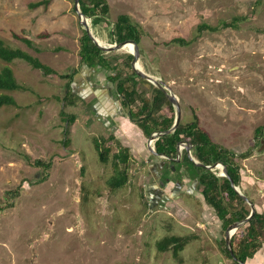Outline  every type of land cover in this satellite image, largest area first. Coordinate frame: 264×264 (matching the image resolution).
Here are the masks:
<instances>
[{"label": "rangeland", "instance_id": "374dc122", "mask_svg": "<svg viewBox=\"0 0 264 264\" xmlns=\"http://www.w3.org/2000/svg\"><path fill=\"white\" fill-rule=\"evenodd\" d=\"M38 1L0 0V39L56 71L0 59L25 87L3 91L17 104L0 107V264H235L225 250L228 227L196 186L185 149L176 162L154 154L130 107L115 103V70L81 64L85 28L75 1L34 6ZM107 1V23L87 17L93 34L118 43L111 36L117 17L130 16L142 32V69L176 94L180 123L196 114L211 138L235 153L240 189L264 212V136L255 131L264 125V0ZM239 16L237 26L223 25ZM105 53L132 73L128 49ZM69 84L83 97L68 95ZM132 86L154 93L136 77ZM160 114H171L167 104ZM95 139L110 149L106 162ZM121 147L129 152L128 180L115 188L109 179ZM213 171L222 176V168ZM172 235L189 238L177 257L158 247Z\"/></svg>", "mask_w": 264, "mask_h": 264}, {"label": "trees", "instance_id": "16d2710c", "mask_svg": "<svg viewBox=\"0 0 264 264\" xmlns=\"http://www.w3.org/2000/svg\"><path fill=\"white\" fill-rule=\"evenodd\" d=\"M50 0H42L34 3V6L46 3ZM80 8L83 14L92 18L94 25L101 22L107 23L106 17L110 11V5L107 0H80ZM243 17H235L232 22H224L225 26H237ZM110 25V23H108ZM209 28L211 30L219 29L218 26L202 25L200 28ZM17 38L25 41L29 46L33 42L24 36L15 34ZM111 36L115 42L121 43L125 41H134L138 45L142 40L141 29L136 25L127 14H120L114 24ZM173 41L186 43L182 38H175ZM100 46H98L89 33L84 29L80 39V61L81 64H87L89 67L99 65L108 69H114L115 73L110 75V81L116 82L120 77L125 76L117 83L118 93L122 96V104L124 107H130L129 113L135 123L143 130L147 137H150L154 132H165L170 129L175 121V116L172 114L174 109L172 101L169 99L166 92L155 86L152 82L140 76L133 68L132 62L134 54H128L126 57L127 66L133 69L131 74H128L115 61L112 63ZM0 59L11 62L15 59H23L31 64L34 68L42 69L46 74L56 73V71L41 61L40 58L34 56L21 48H15L8 44L3 39H0ZM72 75V73L70 74ZM139 78L142 81L150 83L154 88L152 97H147L144 90H139L136 86L130 88L133 78ZM69 94L73 97L82 98L80 94H76L70 84ZM25 87L17 81L14 71L10 66L0 68V107L4 105H16L15 98L3 91H15L24 89ZM139 102V103H138ZM138 104L137 109H133ZM167 104L171 111L170 115H161L160 112L163 106ZM256 134L264 136V125L256 128ZM182 142H187L193 145L192 152L195 158L204 164L197 165L189 157V152L185 149L183 160L190 163L198 171L199 188L204 195L206 202L214 208L217 216L223 221L225 227H229L232 223L242 221L251 213V208H247L246 201L235 190L231 184L230 178L227 176H219L216 172L206 167L213 166L216 163H223L229 176H231L236 185L241 183L240 166L236 161L235 153L215 142L209 132L199 124V118L195 114L193 121L183 124L180 123L174 132L164 133L155 141V150L159 154L167 155L168 157L176 158L178 156V146ZM96 148L99 151L100 159L103 162L108 160L110 149L105 151L101 149V144L98 139H95ZM250 153H243L241 157H248ZM176 162V160H174ZM129 160V152L126 148L121 147L114 154L115 174L109 179L112 187H120L128 180L127 162ZM36 165L47 167L50 163H44L41 159L35 161ZM123 164V165H121ZM197 186V187H198ZM241 233H235L232 238L233 254L230 252L225 240V250L227 254L234 260L235 264H243L248 259L253 258L255 254L264 245V212L256 211L255 214L240 227ZM238 228V230L240 229ZM189 238L185 236L172 235L163 238L158 242L160 250H168L173 248L174 255L177 257L179 251L182 250Z\"/></svg>", "mask_w": 264, "mask_h": 264}, {"label": "water", "instance_id": "95a60500", "mask_svg": "<svg viewBox=\"0 0 264 264\" xmlns=\"http://www.w3.org/2000/svg\"><path fill=\"white\" fill-rule=\"evenodd\" d=\"M75 1V9L80 17V22L82 23V25L84 26L85 30L89 33V35L92 37V39L94 40V42L100 46L104 51H113V50H119V49H123L124 46L128 43H131L134 45V50L135 51H132V53L134 54V59H133V62H132V66L134 68V70L140 75L142 76L143 78L147 79L148 81L152 82L153 84H155L157 87L163 89L166 94L168 95L169 99L172 101L173 105L175 106V109H176V117H175V121H174V124L173 126L166 130L165 132H156V133H153L149 139H148V146L150 148V150L160 156V157H165L167 159H170V160H173L174 158L172 157H168L167 155H164V154H159L156 150H155V147L152 146V142L153 140H156L158 139L162 134L164 133H171V132H174L176 130V128L179 126L180 122H181V116H182V109H181V105H180V101L178 99V97L176 96V94H174L172 92V89L170 88V86L165 83L163 80L161 79H158L157 77L151 75V74H148L147 72H145L142 68H140L138 66V62H139V57H140V52H139V45L137 43H135L134 41H125V42H121V43H115V44H105L103 45L102 43L99 42L98 38L93 34L92 30H91V27L89 25V22H88V19H87V16H85L80 8V0H74ZM83 66L85 67H89L87 64H83ZM125 76H122L120 77L114 84H115V87H116V90L118 91V88H117V83L119 80L123 79ZM83 97V96H82ZM118 104H119V101H118ZM129 116H131V113H128ZM192 147L193 145L192 144H189L187 142H182L179 144L178 146V156L174 159V160H177L179 161L181 159V154H182V149H186L188 152H189V157L191 160H193L197 165L199 166H204L203 163L199 162L197 159L194 158V156L192 155ZM218 166H222V169H223V173L221 174L222 176H227L230 178V181H231V184L233 185V187L235 188V190L237 192L240 193V195L243 197V199L248 202L251 206V213L249 214L248 217H246L244 220L242 221H237V222H234L232 223L228 228H227V231H226V242H227V245H228V248L230 250V252L233 254V248H232V241H231V238L235 232L236 229H238L241 225H243L244 223H246L254 214L255 212L257 211L256 209V206L255 204L250 200V198H248L247 195H245L241 189H240V186L239 185H236L235 184V181L234 179L229 176L228 174V170L226 168V166L219 162V163H216L215 165L213 166H210V165H207L206 167L210 168L211 170H214L215 168H217ZM196 186H198L199 184V179L197 178L196 182H195ZM243 264H246V262H243Z\"/></svg>", "mask_w": 264, "mask_h": 264}, {"label": "crops", "instance_id": "0c3cea01", "mask_svg": "<svg viewBox=\"0 0 264 264\" xmlns=\"http://www.w3.org/2000/svg\"><path fill=\"white\" fill-rule=\"evenodd\" d=\"M107 105V103H106ZM246 264H264V245L253 258L247 260Z\"/></svg>", "mask_w": 264, "mask_h": 264}, {"label": "bare ground", "instance_id": "6f19581e", "mask_svg": "<svg viewBox=\"0 0 264 264\" xmlns=\"http://www.w3.org/2000/svg\"><path fill=\"white\" fill-rule=\"evenodd\" d=\"M89 25H90V22H89ZM97 38H98V40H99L100 43H102L103 45L106 44V42L102 41L99 37H97ZM124 48H125V49H128L130 52L134 51V45L131 44V43L126 44V45L124 46ZM138 66H139L140 68H142L140 62H138ZM217 168H218V169H219V168H222V166H218Z\"/></svg>", "mask_w": 264, "mask_h": 264}, {"label": "flooded vegetation", "instance_id": "af4514ba", "mask_svg": "<svg viewBox=\"0 0 264 264\" xmlns=\"http://www.w3.org/2000/svg\"><path fill=\"white\" fill-rule=\"evenodd\" d=\"M115 83V82H114ZM113 83L114 87L113 89L116 91V96L114 97L115 98V103L119 106H121L123 108V104H122V96H120V94L118 93V91L116 90V87H115V84ZM118 101H119V104H118ZM129 113V111H128ZM101 118V117H100ZM263 137V136H262ZM263 139L261 138L260 139V142L262 141Z\"/></svg>", "mask_w": 264, "mask_h": 264}]
</instances>
